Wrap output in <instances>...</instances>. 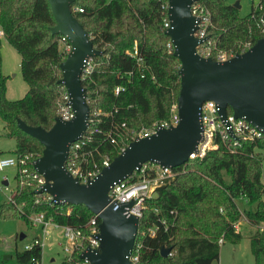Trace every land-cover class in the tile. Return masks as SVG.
I'll use <instances>...</instances> for the list:
<instances>
[{
  "label": "trees",
  "instance_id": "obj_1",
  "mask_svg": "<svg viewBox=\"0 0 264 264\" xmlns=\"http://www.w3.org/2000/svg\"><path fill=\"white\" fill-rule=\"evenodd\" d=\"M194 1L210 11L208 33L217 48L241 52L244 43L253 45L263 36L255 19L264 17V4L253 18L250 11L241 16L234 1ZM167 7L168 0H74L70 5L100 51L91 56L93 69L81 77L89 105L88 126L77 148L78 161L85 153L82 167L96 164L101 168L105 157L112 160L118 154L111 137L118 144H126L132 140V131L169 119L179 91L180 61L173 54V46L167 45ZM54 23L48 0H0V30L20 55L21 76L28 86L24 96L9 99L6 78L0 71V118L4 134L15 138L11 154L17 157H38L43 149L35 137L17 126L18 118L48 129L62 115L63 106L72 111L66 89L58 81L68 41L51 32ZM134 44L137 54L130 55L128 50ZM137 56L142 57V64L137 63ZM116 86L120 87L118 92ZM226 110L232 112L230 107ZM263 153L261 137L243 141L233 151L220 144L201 158L189 157L173 167L174 176L155 188L139 218L135 241L141 240L142 247L134 264H211L219 257V243L242 237L234 228L241 212L254 227L249 242L258 263L264 255ZM29 168L33 169L31 165ZM23 177L29 180L27 174ZM15 179L16 187L2 204V214L29 221L30 214L41 212L54 223L86 230L93 214L83 204L51 203L45 192H36V182L20 185L18 169ZM239 198L255 208L240 210ZM152 226L157 227L154 235L140 234ZM163 246L170 249L165 257L160 254ZM41 255L38 244L15 252L17 264H40ZM73 258L79 255L74 253Z\"/></svg>",
  "mask_w": 264,
  "mask_h": 264
},
{
  "label": "water",
  "instance_id": "obj_2",
  "mask_svg": "<svg viewBox=\"0 0 264 264\" xmlns=\"http://www.w3.org/2000/svg\"><path fill=\"white\" fill-rule=\"evenodd\" d=\"M73 1L48 0L55 20L51 32L63 35L71 45L60 63L62 76L58 81L66 89L72 117L65 120L57 116L48 129L29 125L20 118L17 126L43 145L33 167L48 181L36 192L51 194L56 203L83 204L100 220L96 235L99 250L86 249L79 257L88 259L90 264H131L128 255L139 220L133 215L125 216L124 205L109 200V187L131 175L146 161L170 167L183 164L200 138V106L206 100L215 101L222 118L230 107L235 117H244L264 134V35L244 52L226 60L201 56L196 45L204 38L193 35L197 25L190 6L194 0H168L169 26L165 34L170 38L173 54L180 61L176 99L178 123L158 127L148 136L131 140L91 180L80 183L64 163L70 144L81 138L88 126L89 105L81 74L87 59L100 51L73 15L70 8ZM233 5L240 7L238 0ZM3 184H7V180H3ZM169 250L163 246L160 254L165 257Z\"/></svg>",
  "mask_w": 264,
  "mask_h": 264
},
{
  "label": "built area",
  "instance_id": "obj_3",
  "mask_svg": "<svg viewBox=\"0 0 264 264\" xmlns=\"http://www.w3.org/2000/svg\"><path fill=\"white\" fill-rule=\"evenodd\" d=\"M250 1L251 17L255 18L256 12L263 8L264 0ZM78 10L81 11L82 8H78ZM190 10L191 14L196 18L197 25L193 35L199 39L204 38L203 41L196 45V51L199 55L210 57L217 61H223L238 53L234 51H226L216 47V43L211 39L208 33V26L210 24V11L205 5L193 1L190 6ZM255 24L264 35V17L262 15L258 19H255ZM164 25L167 28L169 26V20H166ZM0 34H2L1 30ZM63 38L66 39L64 36ZM167 45L172 46L171 41H169ZM249 47H251L250 42L244 43V49L241 52H244ZM70 49L71 45L66 43L64 46V52L67 54ZM128 53L130 55L137 54L135 44L131 51L128 50ZM136 58L138 64L143 63L142 57L137 56ZM93 66L94 62L92 61L91 57H89L85 62L81 77L88 74L93 69ZM119 88V86H116L115 92H118ZM62 110L63 112L60 116L61 118L68 120L72 117L73 113L72 111L70 112L67 107L63 106ZM170 110L171 114L169 119L154 122L150 127L143 128L138 131H132V140L138 137L148 136L156 132L158 127H170L176 125L179 120L176 102L171 104ZM218 110V105L214 100H206L202 102L200 106L201 135L196 144L195 150L189 154V157L201 158L209 149L217 148L220 144L233 151L238 146H240L243 141H253L264 137L262 131L244 117H235L232 112L228 113L226 110V116L222 118ZM79 139L70 144L68 155L65 160L66 164L64 165L68 172L73 177L77 178L80 183H87L100 171L103 166L108 165L111 160L108 157H105L102 160L101 168H99L96 164H93L91 168L82 167V164L85 162V153H81L80 160L78 161L77 148L80 146L79 141H82L81 138ZM110 141L116 144V150L118 153L122 152L129 143L118 144L114 137H111ZM36 158L37 157L32 155L17 157L16 155L9 154L1 156L0 170H3L8 166L15 167L20 173L19 182L22 186L31 185L33 182H36V189H38L48 180L34 169L33 163ZM30 165L33 167L32 170L29 168ZM24 174L29 176V180L23 177ZM173 176V167L163 166L158 162L146 161L143 162L139 168L135 169L128 177L118 182H114L109 187L107 194L110 201L124 205L123 214L125 216L133 215L139 220V218L142 217L144 210L148 207L147 199L154 195L155 188L165 182H168ZM45 193L46 198L50 200L51 203H56L51 194L47 192ZM70 211L71 207H68L67 212ZM29 220L33 224H41L43 229L49 222H52L50 219H45L41 212L33 214L29 217ZM99 222V218L94 214L89 218L86 224V230L81 227L71 226L68 224L60 225L52 222L55 226L62 229V234L66 241L63 245V250L66 254L63 258L62 264H90L89 260L86 258H73V254L77 253L79 255L86 249L99 250L100 242L96 236L99 232ZM164 222L165 221L162 220V224H164ZM156 228L157 227L152 226L148 227L147 229H142L140 234H149L152 236L154 235ZM234 228L235 230L239 229L238 222L234 223ZM221 241L222 239H219V242ZM35 244L41 246V240L38 238V236H35L32 241L26 243L24 245V249H29ZM141 247V240L137 242L134 241L132 249L128 255V259L131 264H134L138 260ZM168 254H170V252H168Z\"/></svg>",
  "mask_w": 264,
  "mask_h": 264
},
{
  "label": "rangeland",
  "instance_id": "obj_4",
  "mask_svg": "<svg viewBox=\"0 0 264 264\" xmlns=\"http://www.w3.org/2000/svg\"><path fill=\"white\" fill-rule=\"evenodd\" d=\"M238 1L239 14L244 16L251 10V1ZM19 60L18 52L7 42L3 34H0V71L6 78V96L9 99L21 98L28 88L21 76ZM4 133V122L0 118V157L11 154V150L15 147V138L6 136ZM16 171L17 168L12 166L0 170V264H17L16 250H22L24 245L32 241L35 236L41 240L40 264H62L66 254L63 245L66 241L60 227L49 222L43 229L39 223L33 224L30 220L1 212L2 204L6 202L16 187ZM3 180H7V184H3ZM261 180L264 184V153L261 162ZM236 202L240 210L255 208L254 204H248L242 198L236 199ZM32 215L30 214L29 217ZM236 222L239 223L238 230L242 233V237L237 241L225 239L219 243V257L211 264H264V255L259 257L257 263L250 249L249 234L254 227L248 223L242 212L234 223ZM261 224L264 225V221ZM21 234L24 236L20 237Z\"/></svg>",
  "mask_w": 264,
  "mask_h": 264
},
{
  "label": "crops",
  "instance_id": "obj_5",
  "mask_svg": "<svg viewBox=\"0 0 264 264\" xmlns=\"http://www.w3.org/2000/svg\"><path fill=\"white\" fill-rule=\"evenodd\" d=\"M20 61V60H19ZM6 88H7V86H6ZM8 97V96H7Z\"/></svg>",
  "mask_w": 264,
  "mask_h": 264
}]
</instances>
